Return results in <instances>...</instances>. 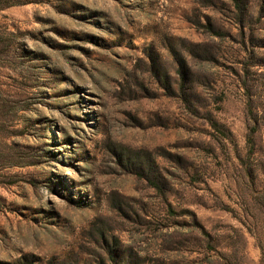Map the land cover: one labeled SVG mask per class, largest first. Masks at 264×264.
<instances>
[{
  "label": "rangeland",
  "instance_id": "rangeland-1",
  "mask_svg": "<svg viewBox=\"0 0 264 264\" xmlns=\"http://www.w3.org/2000/svg\"><path fill=\"white\" fill-rule=\"evenodd\" d=\"M0 83V264H261L264 0L4 7Z\"/></svg>",
  "mask_w": 264,
  "mask_h": 264
},
{
  "label": "trees",
  "instance_id": "trees-1",
  "mask_svg": "<svg viewBox=\"0 0 264 264\" xmlns=\"http://www.w3.org/2000/svg\"><path fill=\"white\" fill-rule=\"evenodd\" d=\"M27 2H29V0H0V10L4 7ZM19 102L20 96L13 92H5V89L0 83V170L15 165H24L16 160L19 155L17 146L10 140V137L16 133V116L17 112L22 107L19 105ZM251 141V138H249V142ZM250 149L252 150V145ZM254 237L260 250V263L264 264V236L255 233ZM231 245V243L224 244V246H222L223 248L220 250L222 257L225 258L224 264H240L239 261H236L235 257L229 253Z\"/></svg>",
  "mask_w": 264,
  "mask_h": 264
}]
</instances>
